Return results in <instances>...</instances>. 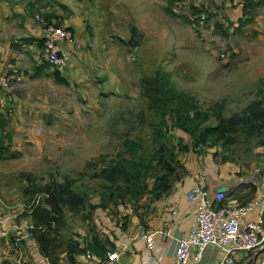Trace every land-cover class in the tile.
<instances>
[{
	"label": "rangeland",
	"instance_id": "374dc122",
	"mask_svg": "<svg viewBox=\"0 0 264 264\" xmlns=\"http://www.w3.org/2000/svg\"><path fill=\"white\" fill-rule=\"evenodd\" d=\"M46 1L50 14L37 12L42 28L69 30L65 42L76 53L61 70L36 66L38 44L34 58L17 43L5 58L14 77L0 109L12 135L0 160V264L38 255L78 264L95 244L102 258L113 255L121 233L157 223L166 193L196 174L226 185L256 174L255 183L227 192L229 202L264 185V125L245 112L264 84V4L243 15L227 0ZM198 12L208 15L203 27ZM145 77L165 91L168 109L151 108ZM222 101L221 124L213 106ZM196 113L207 119L194 128ZM233 117L240 122L231 125ZM126 140L141 148L130 151ZM36 207L50 225L33 217ZM35 236L45 238L46 253Z\"/></svg>",
	"mask_w": 264,
	"mask_h": 264
},
{
	"label": "crops",
	"instance_id": "0c3cea01",
	"mask_svg": "<svg viewBox=\"0 0 264 264\" xmlns=\"http://www.w3.org/2000/svg\"><path fill=\"white\" fill-rule=\"evenodd\" d=\"M45 0H0V71H6L11 74L12 66L5 61L6 56L13 58L16 55L14 45L20 44L23 49L29 47L33 53V58L36 51L35 46L38 44V57L33 60L36 66H42L41 42L46 35V31L42 28V24L36 19L37 15L42 11L43 15L50 14L46 11L49 4ZM41 5V7H39ZM49 10V9H48ZM40 12V13H37ZM35 17V20H34ZM54 19V18H53ZM52 19V20H53ZM21 39L25 42L21 43ZM12 41V42H10ZM69 53L75 54V46L62 43ZM41 49V50H40ZM40 54V55H39ZM76 62H71V66ZM15 73V71H13ZM256 174H250L242 178H237L234 182L249 184L255 183ZM253 181V182H252ZM176 182L172 188L164 196V201L161 202V214L157 218V223L150 224L149 228L127 229L121 233L116 242L115 254L97 258L92 256L91 260H84L81 264H173L174 254L177 246V240L186 236L195 225V206L186 200V193L194 184H200L208 187L210 190L219 186H225L227 192L239 188V185L234 186L233 183L226 185L224 180L213 178L211 181H206L203 177L194 175L192 180L184 181L180 186ZM255 185V184H254ZM254 192L250 191L249 186L244 187L246 193L228 201L232 206L244 204L247 200L255 198L261 189L264 190V185H257ZM256 215V210L249 214L248 217ZM261 248H264L261 246ZM222 254L219 250L212 246L205 247L202 252V258L199 264H215ZM256 255L253 253L237 255V264H252L255 261ZM44 259L45 263L51 264L46 257L37 256L32 262L26 257L28 264H39V260ZM19 262V261H18ZM61 264H74L66 259L60 260ZM78 263V264H80Z\"/></svg>",
	"mask_w": 264,
	"mask_h": 264
},
{
	"label": "built area",
	"instance_id": "2783aa9c",
	"mask_svg": "<svg viewBox=\"0 0 264 264\" xmlns=\"http://www.w3.org/2000/svg\"><path fill=\"white\" fill-rule=\"evenodd\" d=\"M227 1L231 6L241 8L245 3V0ZM173 11L175 13L176 9ZM36 19L42 23L41 16L37 15ZM208 19V15L201 12L196 25L203 27ZM43 24L46 36L42 59L61 70L69 57V51L62 48V43L71 41V32L62 26ZM12 89V78L6 71H0V109L4 110L7 106ZM239 183L236 181L233 185ZM218 188L210 190L206 186L194 184L187 191L186 200L195 206V225L186 236L177 240L173 264H199L202 252L208 246L222 254L215 264H237V255L247 253L256 255L252 264H264V250L258 252L264 244V190L261 189L257 197L244 204L232 206L227 203V191ZM255 210L256 215L248 217ZM4 221L0 206V232ZM85 258L92 259L90 250L86 251ZM41 263H45V260H39Z\"/></svg>",
	"mask_w": 264,
	"mask_h": 264
},
{
	"label": "trees",
	"instance_id": "16d2710c",
	"mask_svg": "<svg viewBox=\"0 0 264 264\" xmlns=\"http://www.w3.org/2000/svg\"><path fill=\"white\" fill-rule=\"evenodd\" d=\"M170 4H175L176 2H179L181 0H168ZM264 4V0H245L244 5L242 6V14L245 15L246 11L248 9H252L255 6L258 5H262ZM195 13V12H194ZM199 13V12H198ZM225 18V17H224ZM244 22V20L242 21ZM219 25L223 28L226 29V27H224L223 24ZM230 25V23H229ZM45 64H47V62L45 60H43L42 66H45ZM50 65V64H48ZM56 70V69H55ZM54 72V71H53ZM55 75H57L56 81L59 83H67V79L66 77L62 76L57 70ZM142 85L146 88V92H145V97L151 102V108L157 112H160L162 110L168 109L165 101H166V97H165V91L162 88H159L158 84H157V80L155 78L151 79L149 77H145L142 79ZM256 96L259 97V100L253 101L251 102L245 109V112L248 114V117L246 118V120H250V118L255 119L256 121H259L261 123V125H264V84L263 87L258 89V91L256 92ZM224 107V102H220V103H215L213 106V114L214 116L219 120V122L222 124V122H224L221 119V112L223 110ZM191 108L195 109L194 105L191 106ZM181 116L179 114H176V118L175 119H179ZM10 118L5 116L1 111H0V160L3 159L8 153H11V148H10V142L12 140V135L10 132H8L7 128L9 125V120ZM207 116L206 113L200 115L199 113H196L189 121L190 124H192V126L194 128H197L200 124L201 121L206 120ZM231 125H236L240 122L239 119L236 118H231ZM194 123V124H193ZM181 125V129L184 131H189L191 132V130L189 128H187V125L180 124ZM220 125H217L216 127L212 128L213 130H216V128H218ZM206 131L208 132L209 130L206 129ZM125 147H127L130 151H137L141 148V144L133 142L132 140H126L125 141ZM10 156H14L13 154H10ZM118 172L125 177V179L127 178V172L125 171V169L123 167L118 168ZM71 198L72 197H76L73 193L69 192L68 193ZM69 198V203H72V199ZM76 199L78 200V202L80 201L79 198L76 197ZM33 217L34 218H38L43 224L45 225H50V219H49V214L47 213V211L45 210H41L40 207H36L33 210ZM36 240L39 242V249L40 251L44 254L47 251L46 248V242H45V238L43 236H35ZM85 250V249H84ZM92 256L97 257V258H102L105 255V249L101 244H95L91 249H90ZM74 257V256H72ZM51 264H61L59 263V261L53 260L51 262Z\"/></svg>",
	"mask_w": 264,
	"mask_h": 264
},
{
	"label": "water",
	"instance_id": "95a60500",
	"mask_svg": "<svg viewBox=\"0 0 264 264\" xmlns=\"http://www.w3.org/2000/svg\"><path fill=\"white\" fill-rule=\"evenodd\" d=\"M218 190H224V191H227V188H226L225 186H219ZM263 250H264V248H263V249L260 248V250H259L258 252H261V251H263Z\"/></svg>",
	"mask_w": 264,
	"mask_h": 264
}]
</instances>
